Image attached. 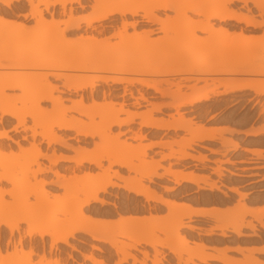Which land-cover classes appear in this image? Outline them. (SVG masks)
<instances>
[{"label": "bare ground", "instance_id": "bare-ground-1", "mask_svg": "<svg viewBox=\"0 0 264 264\" xmlns=\"http://www.w3.org/2000/svg\"><path fill=\"white\" fill-rule=\"evenodd\" d=\"M22 1L28 7L29 18L35 22L34 27L26 28L23 24L15 23L4 15H0V27L8 28L5 32H2L0 28V69L24 70V72L15 74H0V159H7L11 164H17V159L26 155L23 171L31 174L33 182L29 184L30 186L19 187L12 173L13 169H10L11 172H0V241L1 233L5 230L8 232L4 247L0 246V264L5 263L8 258L12 259V256L17 253L21 256L16 257L9 264H21L22 261L29 260L34 255L38 260L33 264H50V258H53V264H68L69 261L74 260L73 256L67 253L66 257L62 258L60 254H57L60 251L58 246H65L73 251L74 247L69 241L74 240L77 234L89 237L101 244H109L110 249L118 257L115 264H126L128 260L131 264H145L147 259L146 251H138L143 256V259L138 260L127 251L128 246L133 250H136L135 247L116 237H125L129 241L143 243L155 250V255L159 253L156 248L163 247L180 264H194V260L204 264L208 261H217L222 264H252L250 252L248 256L243 257L242 263H237L234 259H225V251L217 256H211L204 252L205 247L201 244L190 248L185 238L179 237V232L182 229L192 230L193 228L184 225L180 220L189 219L195 212L190 206L177 205L173 201L165 200L157 196L147 185H142L143 180L151 183L153 179L167 176L173 178L174 185L188 183L196 186L198 190L205 189L198 185L199 182H205L204 178L191 173L183 174L173 171L170 167L162 169L157 161L146 160L145 153L152 146L170 148L171 145H178V142L181 144L183 142L182 145L190 149L191 145H195L196 142L214 139L221 131L206 129L190 120H184L181 114H177L176 119L171 117L170 122L155 120L152 118V113L160 112L161 104H150V109L138 113L124 110L122 104L115 108L116 103L110 99V92L118 87H123L124 91L127 87L151 89L161 97L171 98L172 103L164 105L175 109L176 113L179 107L192 106L208 101L212 97H221L244 90H252L256 95H264V82L251 80L218 79L207 89L203 86L193 87L196 91L188 96L181 93L179 82L163 81L175 87V90L171 91L169 88H160L162 81L152 82L146 79L192 74L226 77L248 74L264 75V66L249 68L248 63L237 62L230 57L231 43L238 42L244 45L251 39L243 34L244 29L239 25L254 29L264 28V20L256 19L264 16V0H200L199 5L189 0L182 3H179V0H92L89 6L90 11L82 16L74 15L71 6L76 5V9L84 10L88 7L86 5L88 0H0V6L6 9L10 8L12 3H19L22 6L24 4ZM234 3H239L241 6L236 9L230 8V5ZM66 5L69 7L68 10ZM54 7H59L60 16H66V20L61 23L63 29L60 30L57 27L55 31L53 30L52 37L58 40L57 45L46 43H41L37 47L26 45L25 37L29 33L36 30L38 32V29H44L47 25L42 16L43 11L48 12L49 8ZM166 10L173 12L172 18L166 17L161 20L155 14L157 11ZM185 13H192L200 16L201 19L193 20ZM22 17L26 18V15ZM50 17L52 18L51 13ZM138 18L146 23L157 25L158 32L163 36L141 42V39H148L153 30L136 33L138 24L136 19ZM215 21L219 25L217 28H215ZM50 29L48 28L43 33L44 40L50 37L48 32ZM128 30L132 32L129 34ZM235 30L239 32L235 33ZM66 34H78V37L75 42H64ZM198 34L206 35L203 37L204 43L209 40L218 44L219 54H217L216 61L209 60L213 57L209 54H204L201 58L196 56L195 47L200 40ZM226 43L230 44L225 45ZM168 45L175 46L176 49L161 54L160 49ZM4 54L14 57L6 59L1 56ZM25 70L64 71L75 74L64 75L52 72L32 74ZM49 78L53 81L62 80V90H58ZM189 79L184 78V80ZM194 80L205 82V79L195 78ZM218 87L221 89L217 90ZM12 90H18L22 95L6 94V91ZM137 92L139 100L146 102L141 90ZM129 93L131 95V92ZM64 94L76 96L78 100L65 99L62 97ZM65 101H70V106H65ZM87 101L90 103L85 104ZM18 103H22L20 108L16 107ZM42 104H49V108ZM121 114H124L125 118L120 119ZM94 117H97L99 121L94 122ZM135 120H138L137 125L142 128L186 131L188 138L182 142L149 143L140 146L139 153L135 152L137 147L123 144L122 147L114 148L111 152L100 151L101 148L106 147L104 141L109 138L111 128L120 129ZM10 134L17 136V139ZM246 134L248 135V132ZM260 134L264 135V126L249 133L253 137ZM119 135L118 132L111 139L117 141ZM94 138H97L99 142H93L91 149L86 148L89 145L87 139L92 141ZM18 139H21L24 144L21 145ZM133 139L141 140L143 136L134 134ZM70 140L76 143V148L68 144ZM7 142L14 144L16 151L12 150V147L6 144ZM223 144L229 152L239 147L237 142L223 141ZM62 149L71 151L72 154L56 153V150ZM244 151L260 154V151L248 149ZM174 153L171 151L167 155H162L161 159L172 158ZM186 158L205 160L204 157L195 158L185 152L180 154L178 160ZM40 161H46L47 165ZM134 161L141 163L140 166H136ZM112 168L124 169L128 175L123 178L117 170H112ZM160 168L161 173L157 171ZM221 170L218 168L213 173L219 177ZM101 173L102 175H99ZM229 173L233 175L232 172ZM41 175H51V179H38L37 177ZM112 179L122 181V184L112 182ZM205 186H207L206 191H214L226 196L227 192L221 190L215 183ZM45 187L51 188L46 190ZM110 188L140 197L145 202H158L168 208V213L165 217H151L144 221L131 217L120 219L118 224H124L129 228L126 232L119 230L118 233L112 234L95 233V230L103 223L94 218L95 213L102 207L113 206L100 197V195L107 194ZM165 190L170 191L171 189L165 188ZM227 190L236 194L240 199L245 197L235 188ZM54 191H61L63 199L58 197L60 193L56 195ZM28 197H32L35 201L32 208L23 215L14 212L10 217L3 219L11 205L6 202V198L15 201ZM59 200L66 201L61 210H65L70 219L59 225L51 222L43 223V220L51 213L44 207L52 201ZM96 206L99 208L96 209ZM236 212L242 213L243 217L239 220L242 222L234 224L232 221L233 224L230 223L229 226L230 232L237 237L244 236L241 229L253 230L255 227L253 222L264 228V210L262 212L250 210L243 204H237L232 210H215L210 216L214 214L217 223H222L225 217H230V213L237 214ZM201 214L206 215L205 212ZM244 216L251 218L245 222L246 224H243ZM167 219L175 226L170 233L169 226L160 228L166 234L163 239L152 233H144V230L151 226L149 225L151 222L160 224ZM20 225L25 226L21 235ZM2 229L5 230L2 231ZM133 229L140 231V234L131 233ZM215 230L220 231V236H223L227 227L221 224L216 225L207 230L206 234L214 235ZM15 234H17V239L13 240ZM34 235L40 240L41 254H37L29 242L26 247L27 251L23 247V240H31ZM45 238L48 239L47 244L44 242ZM45 247H47V252ZM91 250L95 253H102L98 246H92ZM236 250L242 251L241 249ZM182 253H186L188 257L182 258ZM79 254L82 261L90 264H104L102 260H96L93 253L80 252ZM152 263L159 264L160 259L154 258Z\"/></svg>", "mask_w": 264, "mask_h": 264}, {"label": "rangeland", "instance_id": "rangeland-1", "mask_svg": "<svg viewBox=\"0 0 264 264\" xmlns=\"http://www.w3.org/2000/svg\"><path fill=\"white\" fill-rule=\"evenodd\" d=\"M89 2L86 3V5H88V7H86L84 10H79V9H76V5H72L71 8H72V13L74 15H86L90 9H89V6L92 4V0H88ZM167 1V0H165ZM169 1V0H168ZM182 2H186V0H179V3H182ZM189 2L191 3H194L195 5H199L200 4V0H189ZM22 3H24V1H22ZM25 4V3H24ZM18 7V6H21L19 3H12L11 4V10H13V13H11V11L7 10L6 8L0 6V15H4L8 20L10 21H13L15 23H20V24H23L26 28H32L35 26V22L29 18L28 16V7L27 6H22V8H19L17 10H15L14 12V8L13 7ZM67 6V5H66ZM241 6V4L239 3H234L232 5H230V8H233V9H236L237 7ZM249 7L251 6L250 4L248 5ZM13 8V9H12ZM69 8V7H66V9ZM68 10V9H67ZM253 11V9H252ZM60 10H58L57 8H49L48 12H45L43 11V18H44V22L47 23V25H45L43 28L44 29H41L39 30L38 29V32L36 31H32L33 33H29L26 37H25V43L26 45L28 46H38L40 45L41 43H46L47 45L48 44H52L54 46L57 45L58 43V40L53 36V30L55 28L58 27V29H63V25L61 24L62 21L66 20V16H60ZM255 12V10H254ZM50 13H51V16L52 18L50 17ZM186 16H189L191 19L193 20H197V19H201L200 16H196V15H193L192 13H185ZM18 15H26V18H23L22 16H18ZM173 15V13H172ZM113 18H116V17H113ZM257 20H264V16H262L261 18H256ZM50 22H53L50 24ZM214 23V22H213ZM216 25H215V28H217L218 25V22H216ZM50 25V26H49ZM93 25H97V24H93ZM222 25V24H221ZM239 27L243 28L244 31H243V34L249 38H251L250 40H248L247 43H245L244 45H240V43L238 42H233L231 43V47H230V57H232L235 61L237 62H243V63H248V67L249 68H256V67H261V66H264V28H249V27H244L243 25H239ZM1 28V31L2 32H5L8 28L6 26H2L0 27ZM48 28H51L48 32L50 33V37L49 38H46L45 40L43 39L45 37V35H43V33L45 31H47ZM55 31V30H54ZM132 32V30H128V33L130 34ZM136 33H140L141 31H138L136 30L135 31ZM169 32V30H168ZM239 31L238 30H235V33H238ZM48 34V33H47ZM163 36L162 34H158V35H150L148 37V39H141V42H146L148 40H153L157 37H161ZM198 36L200 37L199 41L197 42V45H196V56L198 58H201L204 54H209V55H212L213 57H211L209 60H213V61H216L217 60V54H219V48H218V44L214 41H207L206 43L203 42L204 38L206 35L204 34H198ZM78 37V34H66L65 35V38H64V42H75L76 39ZM113 41V40H112ZM230 43H226L225 45H228ZM176 47L175 46H172V45H168L166 47H163L161 48V54L162 53H169L173 50H175ZM2 57L6 58V59H10L11 57H14L12 55H1ZM27 72H30V73H36V74H41V73H46V72H52V73H56V74H64V75H73L75 73H72V72H64V71H43V70H25ZM16 72H24V70H21L20 69H0V74H15ZM77 74V73H76ZM184 78H190L189 80H184ZM195 78H198V79H205V82L199 80V81H195L194 79ZM228 78H231V79H239V80H251V81H255V82H264V75H254V74H248V75H237V76H230V77H226V76H215V75H198V74H192V75H189V76H174V77H169V76H160V77H148L146 79L152 81V82H157V81H162L160 83V88L161 89H167L169 88L171 91L175 90V87L174 86H169L167 83L163 82V81H166L168 83H177L179 82L180 83V91L181 93L185 94V95H191L193 92H195L196 90L193 89V87H205L206 89L207 88H210L212 86V84H215L216 83V80L218 79H228ZM50 81H52V84L53 85H56L57 86V89L58 90H62L61 88V84H62V80H58V81H53V79L49 78ZM140 88V87H138ZM99 89V88H98ZM132 90L134 88H131ZM221 87H218L217 90H220ZM152 91V90H151ZM6 94H17L16 96H20L22 95L20 91L18 90H12V91H6ZM156 96H158V98L156 100H151V101H155V103H152V104H161L162 106L160 107V112H153L152 113V118L153 119H157L158 121H171V117H173V119H176L178 118V115L177 114H181L183 119L184 120H190L192 123H195V124H203V125H209L211 124L214 120H217V118H222L223 121L222 122H225V123H228L232 126H234L235 124H239V123H248V121L250 120H255V121H259L261 119L264 120V95H256L255 93H248V90H244L242 92H238V93H232V94H228V95H225V96H221V97H212L211 99H209L208 101H205V102H201V103H196L192 106H182V107H179L177 112L175 111V109L171 108L170 106V102L172 101L171 98L169 97H159V94L156 93ZM62 97L64 98H67V99H70L72 101H76L78 100L77 97H68L67 95H62ZM116 101H119L118 99ZM90 101H87L85 104H89ZM169 103V104H168ZM172 103V102H171ZM65 106H70V101H65L64 102ZM164 104H168V105H164ZM49 104H45L42 106H47L48 107ZM22 106V103H18L16 105L17 108H20ZM49 108V107H48ZM115 108H118V105H115ZM150 109V105L148 104V106L144 109H140L141 112L143 111H146ZM134 112H139V110H135ZM119 118L122 119V118H125V115L124 114H121L119 115ZM83 119V118H82ZM85 120V119H83ZM98 118L97 117H94V122H98ZM135 122H138V120H135ZM192 126H194V124H192ZM129 126H126V127H120V129L118 128H111L110 129V134H109V138L106 139L104 141V144L106 145V147L103 149L101 148L100 151H106V152H111L112 149L114 148H117V147H122L123 145L124 146H127V145H130L131 147H137V150H135V152L139 153L140 150H139V147L140 146H133L131 144H128L126 143V140L123 139V133L122 131L124 129H127ZM154 130V129H153ZM118 132L120 133V135L118 136L117 138V141H113V138L115 136V134H118ZM156 132L159 134H162L161 137L159 138V143H166V142H172V141H175V142H178V141H183L184 139L188 138V133L186 131H183V130H171V129H157ZM134 134H140L143 136V139H145V136H147L148 134L147 133H144V128H141V127H138V129L134 132ZM218 137L222 138L221 135L217 134ZM216 137V136H215ZM124 140V141H122ZM88 142H92L91 145H88V149H91L93 147V142H99L97 138H94L92 141L90 139H87ZM225 141V140H224ZM231 141V140H229ZM70 142V141H68ZM233 142V141H231ZM179 144L178 145H171L170 148L168 147H162L163 149H167L168 150V153L173 151L175 152L173 154V157L172 158H169V159H177L178 160V157H180V154H182V152H185V153H188L190 156L192 155V153L194 152V148H195V145H191L190 149L184 147L183 142L182 144L180 142H178ZM123 144V145H122ZM83 147V145H80ZM223 146L225 147V153L224 154H227V147L223 144ZM141 148V147H140ZM14 151H16V149H12ZM201 151H206L207 149L206 148H201L200 149ZM209 151H212V150H209ZM213 152V151H212ZM49 153V151H48ZM58 153V152H57ZM66 153V154H69L70 152L68 151H63V154ZM146 154V157L145 159L148 160V155H147V152L145 153ZM162 155H167V154H162ZM161 155V156H162ZM193 156V155H192ZM198 156L200 157H204L206 159L205 156H202L200 153H198ZM26 158V155H22L19 157V159H17V164H11V162L7 159H0V172H3V171H10V169H13L12 173H14L16 179H17V182L16 184L19 186V187H27L30 183L32 184L33 182V178L31 177V174L27 173V172H24L23 171V168H24V160ZM180 160V159H179ZM229 163V158H226L224 161H221V160H217L216 163H217V166L215 169H213L212 171L214 172L215 170H217L218 168L219 169H222V165L223 163ZM41 163H43L44 165H47V162L46 161H40ZM136 166H140L141 163H139L138 161H134L133 162ZM106 165V164H104ZM160 167L161 164L159 163ZM174 166L175 165H169L168 167H170L171 170L174 171ZM167 167V168H168ZM167 168H163L162 169H167ZM191 168V167H190ZM194 169V167H192ZM112 170H117V172L122 175V177L124 178L123 174L120 173V170L117 169V168H112ZM161 170L158 169L157 171ZM222 170H221V173H222ZM11 172V171H10ZM99 175H102L99 174ZM126 175H128L126 173ZM130 176H132L131 173H129ZM100 177H103V176H100ZM38 179H44V180H49L51 179V175H41V176H38L37 177ZM201 178H204L205 180V184H203V186L205 185H209V184H212L214 182L210 181L209 177H202ZM153 181H155V179H153ZM112 182H116L117 184H122V181H119V180H116V179H112ZM200 183V182H199ZM198 183V185H199ZM30 184V185H31ZM29 185V186H30ZM142 185H147L151 190L154 191V193L157 195V196H160L162 198V195L159 193L158 190H155L152 188V185H150L149 183H147L145 180L142 181ZM207 187V186H206ZM46 190H49L50 187H45ZM197 188V187H196ZM167 189V188H166ZM165 190V189H164ZM198 190V188H197ZM166 191V190H165ZM56 195H58L59 198L63 199L61 197L62 195V192L61 191H55L54 192ZM122 193V195L120 194ZM183 194H188V196L190 195H194V196H199L201 198H205V199H213L214 201L216 202H220V199H218L216 196L214 195H211V194H202V195H198V193H195V190L191 189V188H184L182 189V192ZM125 194V195H124ZM101 198H103L104 200L108 201L109 203H112L114 204V206H117V201L118 202H123L125 203V206H121V204L119 203L118 206L120 207H125V209H123L122 211H119L120 213L123 212L124 210H128L130 212H133L134 209H139V208H142L140 202L134 200V199H130V197H134L133 195H130V194H127L126 192H123L122 190H117V189H108V193L105 194V195H100ZM114 197H117L116 200ZM119 197H123L124 199L122 200H119ZM66 199V198H65ZM6 202L10 203L11 205L8 207V210L6 211V213L4 214L3 216V219L7 218V217H10V215L14 212L18 213L19 215H23L24 213H26L30 208H32L35 204V201L33 200L32 197H28L27 199H17L15 201H12L10 200L9 198H6ZM65 200H59V201H55V202H51L50 204L46 205L44 207V209H47L49 211H51V213H49L47 215V217L43 220V223H53L54 225H59L60 223L64 222V221H67L68 219H70V216L65 212V210H61L63 209V206L65 204ZM238 204H243V201H239ZM244 205V204H243ZM39 208V206H37ZM41 207V206H40ZM110 206L108 205L107 207H104V208H101L99 209V211H97L94 215V218H99L105 214H102L104 212L105 209L109 208ZM236 207V206H235ZM234 207V208H235ZM43 208V207H42ZM96 208H98V206H96ZM65 209H66V206H65ZM61 210V211H59ZM236 210V209H235ZM234 210V211H235ZM237 214H231L230 213V217H225L223 220V222H218L217 223V220L214 218L215 222L218 224V225H225L227 227V230L224 231L227 232V231H230L231 228L229 226L230 223H232V221H234V224L235 223H241L239 220L241 219L242 216V213H239V212H236ZM184 218H182L180 221L182 223L183 222ZM45 221V222H44ZM239 221V222H237ZM248 221V216H244L243 218V224H246L245 222ZM152 223V222H151ZM149 224L151 226H148L145 230H144V233L145 234H153L154 236H156V234H161L163 236V238L166 236L165 233L162 232V230L160 228H162V226H169L170 227V231L169 233L171 232V229L175 226L174 224H170L169 220H164L163 222H161L160 224L157 223V222H154V224ZM157 223V224H156ZM233 224V223H232ZM185 225V224H184ZM24 225H20L19 226V233L20 235L23 233L24 231ZM153 228V229H152ZM128 226L126 227L124 224H118L115 223V224H112L110 226H100L98 229L95 230V233H101V232H106L108 234H112V233H118L119 230H123L124 232H126V230H128ZM5 230V229H2V231ZM256 230V227H254L253 230H251L253 233L254 231ZM242 233L244 232H248V229H241L240 230ZM130 232V231H129ZM131 233H135V234H140V231L136 230V229H133L131 230ZM221 233V232H220ZM3 234V235H2ZM182 236L179 232V237ZM8 237V232L5 230L3 231V233H1V241H0V246L3 248L5 243H6V239ZM162 238V239H163ZM185 238V237H184ZM5 239V241H4ZM17 239V234L14 235V239L13 240H16ZM116 239L122 241L125 243V241H129L127 238L125 237H116ZM27 240V239H26ZM37 240L38 238L34 235L32 236L30 242L32 243L33 246H35L37 243ZM76 240H81L85 243L86 246H84V250H80L82 253H86L88 254L89 252L90 253H93L94 254V258L96 260H102V256L110 254L112 256L113 254V251L110 249L109 247V244H106L108 245L109 247V251H107L105 248L101 247V243H98V242H95L93 240H91V238L89 237H86L84 235H81V234H77L75 235V239L74 240H70L69 243L70 245L74 246L76 248ZM47 241L48 239H44V242L47 244ZM40 244V242H39ZM92 246H98L103 253H95L94 251L91 250V247ZM23 247L24 249L27 251V248L25 247V239L23 240ZM61 250V253H60V256L62 258H65L66 257V253H69L71 254V256H73V251H71L69 248H66L65 246H58ZM10 249V248H9ZM129 246L127 247V251L129 250ZM236 249L238 250H242L241 252H238ZM47 250V248H46ZM226 250H229V249H226ZM233 251H235V253H232V255H237L236 253L238 254H241L242 256H248V249H245V248H239V247H236L235 249H233ZM147 252V251H146ZM37 254H41L39 249L37 250ZM21 254L20 253H17L16 255H13L12 256V259L11 258H8V260L3 263V264H9L12 262L13 259H15L16 257H20ZM181 257L182 258H187L188 255L186 253H182L181 254ZM227 257V258H226ZM137 258V257H136ZM154 258H158L160 259H163V255L161 253H158L157 255H154L153 259ZM224 258L225 259H228V258H231V259H234L235 261H237V263L241 262L233 257H228V255L225 253L224 254ZM251 258H252V262L254 264H262L261 262H259L257 259L254 258V256L251 254ZM38 260V258L36 256H33L31 257L29 260H24L22 261L21 264H33L34 262H36ZM52 260L53 258H50L49 259V263L50 264H53L52 263ZM196 261V260H194ZM193 261V263H194ZM148 262H150L149 260V253L147 252V259L145 260V264H147ZM70 263V261H69ZM81 264H85V261ZM151 264L152 261H151ZM216 264H222L220 262L216 263Z\"/></svg>", "mask_w": 264, "mask_h": 264}, {"label": "crops", "instance_id": "crops-1", "mask_svg": "<svg viewBox=\"0 0 264 264\" xmlns=\"http://www.w3.org/2000/svg\"><path fill=\"white\" fill-rule=\"evenodd\" d=\"M54 8L60 10L59 7ZM248 93L254 92L252 90H248ZM222 121V118H217V120H214L209 125L199 124L206 129L220 130L221 132L219 135L222 136V138H220L216 135V137L212 140L204 139L196 142L192 155L197 158L199 157L198 153H200L202 156L206 157L204 161H198L197 159L193 160L192 158H186L183 160L166 158L161 159V155L168 154V150L156 145L154 147L152 146L149 150H146L148 161H157L163 168H167L169 165H175L174 170L183 174L191 173L198 177H209L210 181L214 182L221 190L227 192L224 197L218 192L206 191V186H203L202 183H199V187L205 189L197 190L196 186H193L192 184L180 183L179 185H174L172 177H162L168 181L166 183L167 188L171 189L170 191L158 190L162 195V198L173 201L177 205H188L191 210L195 212L189 219L184 218L183 220L185 225L190 226L193 229H182L180 231V234L185 237V240L190 248L201 244L205 247L204 252L211 256H217L220 252L225 251L228 257H233L241 261L240 263L244 261V256L238 253H236L237 255H232V253H235L233 249L236 247L245 248L248 249V253L250 252L255 259L264 264V228H261L255 222H253L256 227L254 233L248 229V232L242 233L244 236L241 237H237L230 231L225 232L223 236H220V231L218 230L214 231V235L210 236L206 234L207 230L218 225L214 220L215 215L213 214V216H210L215 210H232L239 201H243L244 206L250 210L258 212H262L264 210V135L260 134L254 137L249 135V133L261 129L264 126V120H250L248 123H239L234 126ZM153 129L154 128H144V133L148 134L145 136V139L124 140H126V143L133 146H144L149 143H159V138L162 134L158 135L156 129ZM247 132L248 135L246 134ZM224 140L237 142L239 147L233 152H227V154H224ZM201 148H206L207 150L201 151ZM244 149H248L250 151H260V154L256 155L250 152L247 153ZM209 150H212L213 153ZM226 158H229V163H223L222 173L218 177L212 170L216 168L217 160L224 161ZM192 167H194V169ZM158 172L161 173L162 170H159ZM229 172H232L233 175ZM186 187L195 190V193H198V195H214L220 199V202H216L213 199H205L194 195L188 196V194L181 193L182 189ZM230 188L237 189L238 192L244 194L245 197L240 199L236 194L227 190ZM137 199L142 205V208L134 209L133 212L126 209L118 215H103L97 218V220L105 223H102V226L108 227L119 222L120 219L131 217L144 221L151 217L162 218L168 213V208L158 202H145L143 199ZM201 212H205L206 215L201 214ZM249 220H251L250 217H248V221ZM156 236L163 238L161 234H156ZM125 243L135 247L136 250L130 248L128 252L137 257L138 260L143 259V256L138 251H147L149 253L150 260L147 264H151L155 255V250L143 243H135L132 241H125ZM101 247L109 251L108 245L101 244ZM156 250L163 255V259H161L159 264H180L167 249L157 247ZM117 258L118 257L114 253L112 256L107 253L106 259L102 256L104 264H115ZM216 263L218 262H207V264ZM126 264H131V261L128 260ZM194 264L204 263L194 261ZM252 264L254 263L252 262Z\"/></svg>", "mask_w": 264, "mask_h": 264}, {"label": "flooded vegetation", "instance_id": "flooded-vegetation-1", "mask_svg": "<svg viewBox=\"0 0 264 264\" xmlns=\"http://www.w3.org/2000/svg\"><path fill=\"white\" fill-rule=\"evenodd\" d=\"M23 7L24 6H26L25 4H23L22 5ZM22 6H18V7H13L14 8V12H15V10H17V9H19V8H22ZM12 8V9H13ZM7 10H9V11H11V13H13V10H11V7L10 8H8ZM172 11L171 10H166V11H157L155 14H156V16L157 17H159L161 20H163V19H165L166 17H168V18H172L173 17V15H172ZM18 16H23V15H18ZM136 21L138 22V24H137V26H136V30H138V31H148V30H153V33L151 34V35H158V34H161V33H159L158 32V26L157 25H152V24H149V23H146V21H144V20H142V19H140V18H138V19H136ZM158 38V37H157ZM61 88H62V86H61ZM131 88H134L133 90L131 89ZM137 90H141V92H142V94H143V96H144V98L146 99V102H143V101H140L139 100V98H138V92H137ZM129 92H131V95H130V93ZM86 94H88V93H86ZM158 94V93H157ZM65 95V94H64ZM68 96V95H67ZM87 96V95H86ZM68 97H76V96H68ZM159 97H161L160 95H159ZM64 98V97H63ZM158 98V96H156V92H154L153 90L151 91V89H149V90H145V89H143V88H138V87H127V89L124 91L123 90V87H118L116 90H113V91H111L110 92V99L113 101V102H115L116 103V105H120V104H122L123 105V109L124 110H128V111H130V112H134L135 110H139V112H141L140 111V109H144V108H146L147 106H148V104L150 105V104H152V103H155V101H151V100H156ZM65 99H67V98H65ZM119 100V101H116V100ZM70 100V99H69ZM129 127L127 128V129H124L123 131H122V133H123V139H126V140H130V139H133V135H134V132L138 129V125H137V122H133V123H131L130 125H128ZM126 127V126H125ZM11 136H13V138L14 139H17V136H14V135H12V134H10ZM20 140V144L21 145H23L24 143H23V141H21V139H18V141ZM88 142V141H87ZM23 143V144H22ZM7 145H10L11 147H12V149H16V146L14 145V144H11V143H9V142H7L6 143ZM69 145H71L73 148H76L77 147V145H76V143L74 142V141H71L70 140V142L68 143ZM88 144L89 145H91L92 144V142H88ZM63 151H68V150H64V149H62V150H56V153L57 154H60V153H63ZM68 152H70L69 153V155H71L72 154V152L71 151H68ZM64 154H66V153H64ZM43 164V163H42ZM120 170V173H122L123 174V176L124 177H126L127 175H126V170H124V169H119ZM128 174V173H127ZM168 181L166 180V179H163V178H156L155 179V181H152L151 183H149L150 185H152V188L153 189H155V190H164L165 188H167V183ZM51 188V187H50ZM50 190V189H49ZM51 190H53V189H51ZM54 190H55V188H54ZM55 192V191H54ZM124 192V191H123ZM121 195H122V193H120ZM125 195V194H124ZM115 199L117 198V197H114ZM137 198H140V197H130V199L132 200V199H134V200H136V201H138V199ZM122 199H124L123 197H119V200H122ZM140 199H142V198H140ZM116 200H118V199H116ZM139 202V201H138ZM117 203V206H114V204H112V203H110V204H112L113 206H111V205H109L110 207L109 208H107V209H105L104 210V212L102 213V214H105V215H108V214H111V215H118L120 212L119 211H122L123 209H125V207H120V206H118L119 205V203L121 204V206H125V203H123V202H116ZM142 206V205H141ZM105 207H107V206H105ZM99 208V207H98ZM98 208H96V209H98ZM102 208H104V207H102ZM101 209V208H100ZM25 228V227H24ZM24 232V231H23ZM46 239V238H45ZM28 242L29 243H31L30 242V240H26L25 239V247H27L28 246ZM39 242H40V240L38 239L37 240V243L38 244H36L35 246H33L34 248H35V252L37 253V250L39 249V251H40V253H41V248H40V244H39ZM76 242H77V244L75 245L76 246V248L74 247V250H73V258H74V260L73 261H71L70 263H68V264H81L82 263V258H81V256H80V250H84L85 248H84V246H86L85 245V243L84 242H82V241H80V240H76ZM32 244V243H31ZM82 245H84V246H82ZM60 246V245H59ZM46 248L47 247H45V251L47 252V250H46ZM59 248V247H58ZM60 249V248H59ZM72 251V250H71ZM55 253V252H54ZM61 253V250L60 251H58L57 252V254H60ZM103 253V252H102ZM67 254V253H66ZM34 256H36V255H34ZM106 256L107 255H105L104 254V257H105V259H106ZM33 257V256H32ZM37 257V256H36ZM104 260V259H103ZM84 262V261H83ZM35 263V262H34ZM85 264H90V263H88V262H85Z\"/></svg>", "mask_w": 264, "mask_h": 264}]
</instances>
